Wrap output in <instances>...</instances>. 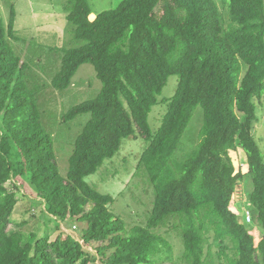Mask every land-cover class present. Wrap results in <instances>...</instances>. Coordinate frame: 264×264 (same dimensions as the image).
<instances>
[{
  "label": "trees",
  "instance_id": "1",
  "mask_svg": "<svg viewBox=\"0 0 264 264\" xmlns=\"http://www.w3.org/2000/svg\"><path fill=\"white\" fill-rule=\"evenodd\" d=\"M1 4L0 264H264V155L255 135L264 0H121L93 19L89 0H65L64 18L81 44L57 52L49 83L16 35L13 7L6 20ZM83 65L101 87L61 117L70 124L88 115L61 174L40 101L68 89ZM171 76L177 89L162 97ZM198 108L202 125L189 148L186 131ZM128 139L144 145L134 169L151 198L135 199L126 221L112 211L115 197L85 178L106 169ZM238 149L244 173L233 164ZM19 195L44 205L55 237L26 232L27 220L6 230ZM73 223L78 238L60 227Z\"/></svg>",
  "mask_w": 264,
  "mask_h": 264
},
{
  "label": "rangeland",
  "instance_id": "2",
  "mask_svg": "<svg viewBox=\"0 0 264 264\" xmlns=\"http://www.w3.org/2000/svg\"><path fill=\"white\" fill-rule=\"evenodd\" d=\"M65 0H0L1 11L3 17L9 18V10L12 6L14 9V30L18 38L26 41L24 49L27 57L38 60L41 63V69L38 73L49 83L59 68L58 51L69 50L79 46L81 43L74 40L73 28L64 18L63 4ZM121 0H89L91 19L98 14L114 9ZM217 1V0H215ZM17 47H14V51ZM24 50V52H25ZM177 79L175 76L169 77L165 87L162 90V97L168 98L174 94L177 89ZM101 84L96 77L94 68L91 65H83L76 71L72 85L62 91L57 92L47 89L51 92V97L41 100V109L44 111L43 123L47 129H51L56 135L55 154L58 160V167L61 174H64L68 167V157L71 153V146L74 139L78 135L82 126L88 119V115L77 117L72 123L64 124L61 117L74 106L90 100L99 92ZM263 107L260 109V123L256 125L255 135H258L257 143L264 155V99ZM163 112L160 106L151 113L149 121L152 125H158ZM203 113L198 108L186 131L185 145L189 148L194 146V138L197 131L202 125ZM262 123V124H261ZM144 145L137 140H126L115 157L109 161H105L102 168L96 174L88 176L85 181L94 189L102 194H111L115 197L112 204V211L116 216H120L126 221L134 218L132 208L138 197L143 201L151 198L150 194L143 191L145 184L143 183L142 170L134 169ZM232 158L235 168H239L243 172L246 158L242 151L232 152ZM117 176L112 179L113 174ZM143 184V186L141 185ZM144 187V188H143ZM244 187L239 186L235 192L237 200L244 198ZM15 211L12 216L11 223L7 226L8 232L17 229V223L23 221L28 222L25 229L26 232L38 234L42 236L49 233L53 237L55 231L54 219L49 218L44 212V205H35L31 203L30 197L19 195ZM25 198L30 201L27 202ZM135 200V201H134ZM39 200L37 199V202ZM244 211L241 213L243 216ZM34 215V217H32ZM244 217V216H243ZM243 217L239 218L242 223ZM61 229L66 233L78 238V224L73 223L70 228H65L61 224ZM73 227H76L73 229ZM52 237V238H53Z\"/></svg>",
  "mask_w": 264,
  "mask_h": 264
},
{
  "label": "crops",
  "instance_id": "3",
  "mask_svg": "<svg viewBox=\"0 0 264 264\" xmlns=\"http://www.w3.org/2000/svg\"><path fill=\"white\" fill-rule=\"evenodd\" d=\"M14 29H15V28H14ZM239 151H241V150L238 149L237 152H239ZM231 155H232V153H231ZM245 158H246V157H245ZM233 164H234V162H233ZM234 166H235V165H234ZM236 170H239V168H236ZM246 170H247V163L244 164V167H243V173L246 172Z\"/></svg>",
  "mask_w": 264,
  "mask_h": 264
},
{
  "label": "built area",
  "instance_id": "4",
  "mask_svg": "<svg viewBox=\"0 0 264 264\" xmlns=\"http://www.w3.org/2000/svg\"><path fill=\"white\" fill-rule=\"evenodd\" d=\"M246 221H249V216L248 215H246ZM73 229H74V227H73Z\"/></svg>",
  "mask_w": 264,
  "mask_h": 264
},
{
  "label": "clouds",
  "instance_id": "5",
  "mask_svg": "<svg viewBox=\"0 0 264 264\" xmlns=\"http://www.w3.org/2000/svg\"><path fill=\"white\" fill-rule=\"evenodd\" d=\"M247 215V214H246Z\"/></svg>",
  "mask_w": 264,
  "mask_h": 264
}]
</instances>
